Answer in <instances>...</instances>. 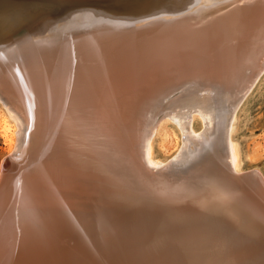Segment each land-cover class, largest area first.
Here are the masks:
<instances>
[{
	"label": "bare ground",
	"instance_id": "bare-ground-1",
	"mask_svg": "<svg viewBox=\"0 0 264 264\" xmlns=\"http://www.w3.org/2000/svg\"><path fill=\"white\" fill-rule=\"evenodd\" d=\"M114 1V8L130 9L129 11H133L132 13L136 17L133 19L132 15L130 17L123 15L124 19H132V21L124 24L122 20L114 17L112 13L116 14L115 12L108 13L99 7L92 6L89 2L90 5L87 4L86 8L85 6L84 8H77L81 9L78 12L81 13L82 11L84 16L90 15L88 18L93 20L90 21L92 23L89 21L88 24L84 21L82 23L69 22L66 19L67 17H64L66 19L65 23L59 20L58 23L62 22L61 24L64 27H71L60 29L63 26L58 24L60 28L56 26L58 30L56 28L57 31H54L53 34L49 32V37L46 33V36H44L42 32L43 29H49L48 27L43 28L47 23L39 25L40 27L36 26L38 28L28 26L24 28V31L22 30L23 33L19 36L20 38L18 37L20 40L17 39L15 45H11V48L0 49V62L2 64L8 61L11 66L12 64L13 67L18 66L15 79L19 83L18 85L15 84L17 86L13 91L15 100L11 97H9V100L18 103H14V105L19 107V110L22 109L21 114L28 121L26 123H28L32 132V136L29 138V141L30 139L32 141L31 151L35 153L34 158L40 155L39 162L36 161L37 164L33 162L36 164L34 170L32 169L33 171L29 166L28 169L24 168L27 169L26 171L19 172L25 177L23 183L25 184L24 193L26 194L22 198V206L19 204L8 206L6 209L7 223L0 224V264H115L110 262L113 250L121 252L120 255L114 256L119 263L125 262V260L130 262L132 260L123 251L127 248L121 244L123 243V237L127 236L125 235L126 232L130 233L132 238L136 234L135 237H141L142 239H144V236L146 239H163V236L167 239H169V236L178 237L182 246L184 245L183 242L189 240L188 237L198 239L197 236H202L205 238L206 231L208 234L210 227L208 228V225H206L207 221L202 222L199 219L197 211H186L185 214L181 211L182 202L186 203L184 201L186 196L183 194L186 192L182 190L184 181L169 182L168 187V184L164 182V177L161 178L162 176L156 175L155 171L153 172L154 168L150 170L144 168L146 163L144 165L143 163L145 161L150 166H156L160 162L153 160L151 141L162 123V121H157V126L151 128L150 132L146 131L143 128L146 120L144 109L150 99H154L151 96L156 95L164 88H167V91L172 89L168 86H174H170L174 83L173 80L177 79L178 85L179 80V83H181L186 76L188 77L194 73L200 81L203 78L209 79H207V83H204L210 86L208 93L213 94L211 92L214 91L211 89H214L215 92L220 90L226 95L230 94L232 98L229 102L230 106L231 108L232 106L237 108L238 102L248 90L246 87L253 83L251 79L253 78L255 82L258 78L256 70L260 67L251 72L248 80H245L246 76L244 77L241 74V69L245 62L249 64L257 61L258 63L262 59L260 52L264 47V44H262L264 41V26H262L264 24L262 10L264 6H261V2L257 5L253 4L254 6H248L250 5L248 3L246 6L242 3L243 0L242 4L238 3L239 0H223L219 4L207 5L208 3H206V6L200 0H183L177 4L180 11H184V13L181 18H176L174 16L177 13L171 10L172 7L166 2L167 0H124L123 4H120V0ZM38 2L41 1L38 0ZM252 2L254 3V1ZM207 6L210 9H207ZM146 9L151 11L146 12ZM168 9L170 10L168 11ZM189 9H194L192 11L201 12V14L197 15L196 18L195 15L190 14L192 11ZM88 11L92 15L95 11L97 15L86 14L89 13ZM74 12L77 11L74 10L72 13ZM143 14L145 18L149 16L152 18L149 17L147 23L137 22L139 16ZM157 15H166L165 19L168 20L160 19L156 21V18L153 19V17ZM95 16L96 19H94ZM73 17L76 18V16L71 17L69 15V19ZM157 17L159 18V16ZM83 18L79 19L82 21ZM73 28L76 31L81 29L83 32L71 34L72 32L69 31ZM165 35H169L165 38L166 40L173 37H175V40L178 39L174 45L176 49H173L178 55L169 64H166V58H163L166 55L163 56L160 50L163 42L160 39H153ZM259 38L260 40L256 41ZM170 42L171 40L168 45H171ZM251 43L253 44L252 47H250ZM5 44H2L3 47ZM151 49L153 51H148ZM133 51L136 52L135 54L138 53V58H135L139 62L137 68H135L136 65L130 63L129 59L133 55ZM140 53L146 54L150 58L149 62L146 61L148 62L147 66H141L140 62L144 59V56ZM262 55L264 57V54ZM6 65L8 64L6 63ZM256 66L258 67V65ZM218 67L224 71H222L224 74L221 73L220 69V71L214 69H218ZM3 78L7 79L6 77ZM9 79L11 81V78ZM189 79H191L190 76ZM3 81L5 83L9 82L8 79ZM9 84L10 82L7 86ZM194 84L196 85V83ZM9 87L8 89H10ZM201 87H199L200 90ZM6 89L7 87H5ZM164 92L166 91L164 90ZM205 94L207 95V93ZM203 97L207 96L203 95ZM204 103L206 102L204 101ZM211 104L210 102L209 105ZM203 105L206 106L207 104ZM230 106L228 105V107ZM205 110L215 111L214 108ZM165 112L168 113L169 111L165 110ZM176 112L178 114V111ZM200 113L202 112L200 111ZM206 114L209 117L206 118L208 122L206 120L207 125L205 126H207V129L204 140L215 138L214 135L218 137L221 130L220 133L223 135L226 132L227 140L224 139L223 141L221 137L220 142L225 143L227 163L232 170L240 171L236 144L231 139L230 134L227 133V125L229 132L232 131L233 119L228 122L229 117L227 118L226 114L225 116L222 115L223 117L212 112V116L210 113ZM206 114L203 116H206ZM177 117H179V114ZM54 125L62 127L65 134L63 139L58 134L61 131L54 128ZM147 125L149 124L147 123ZM3 129L7 132V127L4 126ZM6 132L4 133L6 134ZM148 132L149 140L146 141L147 148L144 152L141 143L143 144L146 140V133ZM182 132L184 133V131ZM187 138V146L192 143L194 146L195 142L197 143V140L191 135H188ZM8 142L10 143L9 155L13 157L14 161L16 153L12 152L13 136L10 137ZM139 144L140 148L138 147ZM24 149L22 147L23 152ZM186 149L184 150L185 153L189 150L187 147ZM100 159L104 160L103 165L108 168H106L107 171L101 170ZM156 162L158 163L156 164ZM16 164L18 163L14 164L15 168L17 167ZM15 168H12L10 172L11 176L9 178L12 179L10 185L15 184L19 179L16 174L18 172L15 173V176L12 175ZM29 169L33 173L32 178H30V175L28 176ZM0 170L2 172L1 166ZM6 173L7 171L5 172L4 169L1 180L4 179ZM43 186L50 188L44 189ZM117 193L121 195L119 196ZM200 195L202 196V193ZM36 196H39V198L36 199ZM193 196L192 199L199 202V199L195 195ZM103 197L106 200H103ZM125 198L134 199L133 203L136 205L130 206L127 209L128 211L122 209L120 211L117 209V202L119 199ZM139 198L141 200L136 203L135 199ZM128 201L130 202V200ZM131 202L129 205H131ZM104 204H108L107 207L111 212L108 214L109 218L107 217L106 225L114 234H117L114 237L113 234L110 235L106 231L110 237L104 240L107 247H109L105 251V256H102L105 259L100 258L101 255L95 256L94 253L87 252L90 249V240L88 241L86 238H83V241H85L83 244L76 240V245L73 246L74 248L70 247L71 249L68 246H66L68 248L63 246V242H60L61 245L59 244L60 235H66L75 228L77 230L78 226L80 227L83 214L86 216L89 210L92 211L93 206L98 205L100 208L99 205ZM124 205H127V203H124ZM116 210L117 212H115ZM158 214H161L162 218H159V222H162V224L156 223L153 221L154 219L149 220L153 215L158 218ZM88 224L90 225V222ZM81 225L83 224L81 223ZM87 227L89 228L88 225ZM103 227L104 225L98 229ZM92 230L89 229V232ZM99 232L101 233V229ZM49 233L54 240L46 237ZM85 233L88 236L87 232ZM101 235L100 237H102ZM159 235L163 236L160 237ZM113 239L116 241L114 245L112 244ZM62 240L64 241V239ZM87 241L88 244H86ZM129 241H126V243ZM172 243L173 245L178 244L175 241H172ZM148 244H152L151 241H148ZM192 246L197 248L194 243H192ZM223 256L225 260L222 264H233V260L229 255ZM213 258L210 264H216L217 261Z\"/></svg>",
	"mask_w": 264,
	"mask_h": 264
},
{
	"label": "rangeland",
	"instance_id": "rangeland-1",
	"mask_svg": "<svg viewBox=\"0 0 264 264\" xmlns=\"http://www.w3.org/2000/svg\"><path fill=\"white\" fill-rule=\"evenodd\" d=\"M39 1H41V2H38V0H0V6H1L0 7V42H1L0 43V46H1L0 49H3V48L5 49L6 47L11 48V45H13V44L15 45L16 41H18L17 39L20 38L19 36H21V33H23L24 28L28 27V26L30 28L31 27L38 28L36 26H39V25L41 26L42 24L47 23L43 28L48 27L49 29L48 30L43 29L42 32H43L44 36H46V34H47V36L49 37L51 32H52L51 34H53L54 31H57L58 28H60L58 24H61L63 21L65 23L66 19L69 20V22H76V23L81 22L82 23L84 21V23L87 22V24H88V21L89 22L93 21L91 18L90 19L88 18L90 15L84 16L82 11H81V13H79L80 11L78 12V10H81L79 8H84V6L86 8V5L89 2L92 6H95L97 8L99 7L100 9H102L103 11H106L108 13H112V11L115 12L116 14L112 13L114 15V17H117L119 20H122L123 21L122 23H124V24H126L129 21H132V19H124L123 15H125L126 17H127V15L129 17L132 15L131 17L133 19H134V17H136V15H134L132 13L133 11H129L130 9L129 10H126V9L122 10V7L114 8V6H113V2H115L114 0H72V1L62 0L63 2L60 0H46V1L39 0ZM123 1L124 0H122V1L120 0V2H121L120 4H123L122 3ZM182 1L183 0H181V1L180 0H174V1L173 0H167L166 1L169 5H171V7H172L171 10L177 13L176 16L171 14L172 16H174L176 18H179V17L181 18V15L184 13V11H180L178 4L181 3ZM221 1H223V0H220V1L219 0H200V2H202L205 6H206V3H208L207 5L219 4V3H221ZM230 1H232V0H230ZM252 1H254V3ZM252 1L249 0V2H248V0H243V2H242V0H239L238 3H240V4L243 3L245 5L249 3L250 5H248V6H254V5H257L258 3L260 4V2H261V6L262 5L264 6V1L262 2V0H252ZM90 4H88V5H90ZM30 7H31V9H30ZM77 7H79V8H77ZM163 7L167 8L166 6H163ZM206 8L210 9L209 6H207ZM152 9H153V7L151 8V10ZM72 10L77 11V12H74L75 15H73L74 13H72L73 12ZM151 10L146 9V12H149ZM169 10L170 9H168V11ZM189 10L192 11L194 9H189ZM262 10H263V14H264V8ZM119 11H121V12H119ZM66 12H68V13H66ZM77 13H78V15H77ZM12 14L13 15L17 14V15L14 17V20L10 24L6 25L4 20L5 19L8 20V18L11 17ZM86 14H91V12L86 13ZM190 14L193 16L195 15V17L197 18V15L201 14V12L196 13V11H192V13H190ZM203 14H205V12H203ZM69 15L71 17L76 16L77 19L75 17H73L74 19L73 18L69 19ZM94 15H97V12L93 11V15L91 14V16H94ZM157 16H159V18ZM157 16H154L153 19L156 18V21H159L160 19H165L166 15L165 16L164 15H157ZM64 17L65 18L67 17V18L65 19ZM81 17H84L82 19V21L79 19ZM149 17L145 18L144 14H143V15L139 16L137 22L145 23L147 20H149ZM47 18H48V20H46ZM56 18H57V20H56ZM96 18L97 17L95 16L94 19H96ZM150 18H152V17H150ZM49 19H51V20H49ZM58 20L62 21V22L58 23L59 22ZM165 20H168V19H165ZM43 21H45V22H43ZM133 21H135V20H133ZM90 23H92V22H90ZM61 26L64 27L63 24H61ZM262 26H264V24H262ZM63 27H61L60 29H67L68 27H71V26H68V27L66 26L64 28ZM258 27L260 28L261 26H258ZM56 28H57V30H56ZM34 32H35V30H34ZM69 32H72L71 34H77L78 32H83V31H81V29H80V31H76V29L73 28ZM259 40H260V38L256 41H259ZM4 41H6V42H4ZM8 41H10V43H8ZM11 41H13V43H11ZM3 43L4 44L7 43V44H5L6 46L4 45V47H3V45H2ZM252 43L254 44L253 40H252ZM252 43H251L250 47H252V45H253ZM262 44H264V41L262 42ZM262 49L263 50L260 52V57L262 56V59L260 58L261 60H259L258 63H257V61H256V63L251 62L249 64L245 62L243 64L244 67L242 65L243 70L241 69V74L244 75V77L246 76L245 80H248L251 72L255 71L256 68L258 69L259 67H260V69H258L256 71L258 72V75L259 74L260 75L259 76L257 75L258 78H257V80L255 79L256 80L255 82H254L253 78L251 79L254 84L251 83L248 85V87H246V88H248L247 92L243 95L241 100L238 102L239 104L238 105L235 104V105H237V108H236V106H234V107L232 106V108H231L229 102H231L232 98L230 97V94L226 95V94H224V92H221L220 90H218V91L216 90L218 92L217 93V92H215L214 89H211V90L214 91L215 93L211 92V90H210V92L213 93L215 96L213 94L208 93V91H209L208 88L210 86L205 85L204 83H207L209 79L208 78H203V79L201 78L202 80L200 81L199 78L197 79L195 73H194L195 75L194 74L189 75L191 79H189V76L185 77L187 79H185L183 77L184 79L182 78L183 80L181 81V83H179L180 82V80H179L178 85H177L178 80L175 79L176 82H175V80H173L172 82H174L176 84L172 83L170 86H172V85H174V86H172V87L168 86V88H172V89H168L169 92L167 91V88L166 89L164 88V90L166 92H164V90H162V91L158 92L156 95L151 96V97H154V99H150V101L147 103L148 105L144 109V112H145L144 117H146V120H145L146 124L144 123L143 128H145L146 131L150 132L151 128H153L154 126H157V124H158L157 121H159V122L162 121L161 125L159 126V128L155 132L153 139L151 141L152 142V156L154 158L153 160H155V161L157 160L160 162L159 163L156 162V164L158 163V165L155 164L156 166H154V165L150 166L145 160H143V161H145L143 163V165L146 163L144 165V168L146 170H150V169L154 168L153 172L155 171L154 173L156 175L158 174V176H162L161 178L164 177L163 178L165 180L164 182L168 184V187L170 185L169 182L174 183V182H180V181H184V182L188 183L187 186L189 188L196 187L197 189H199V187L200 188L203 187L206 178H208V174L206 172H204V170H206V165H207L208 161L211 159V156L210 155L207 156V154H206L207 153L206 148L208 146L206 144H208L211 140H215L216 138H218L216 140L217 142L221 141V137H222L223 141H224V139L227 138V134H225L226 132L223 135L220 133V132H222V130L220 132L218 130V132H219L218 137H216L214 135L215 138H211L210 140L207 139V141L204 140V136H205L204 134L206 133V129H207L206 128L207 126H205V125H207L206 120L209 117V116H207L206 113L211 114V112H212L213 114H217L218 116H222V115L225 116V114H226L227 118L229 117L228 122L233 119V127H232L231 133L229 132L228 125L227 124L226 125H227V131H228L227 133L230 134L231 139L236 144V148L238 151V157H239V166H238L239 170L243 171V170L254 169V170L260 171L262 173V175L264 176V71H263V69H264V66H263L264 57L262 55V54H264L263 53L264 47ZM6 63L8 65H6ZM6 63L4 62V64H2V63L0 64V75L3 77H6L8 79V81L10 82V84L7 86V84L9 82L5 83V81H3V80L7 81V79L0 76V79L3 78L2 80H0V97L4 98V100L0 99V163L10 153V149H9L10 143L8 142V140L10 139L11 136H13V149H12L13 151L12 152L16 153V156L14 158V161H15L14 164L16 162L18 163V164H16L17 167L15 169H17L18 167H20V168H18L17 170L14 169V171H13L14 174L12 172V175L15 176L17 174V177H19V174H20L19 172L22 170L26 171L29 166H30L29 168L31 170L32 169L34 170V168H35L34 166L40 160V155H39V157L36 156V158H34L35 153L34 152L32 153V151H31L32 150V148H31V142L32 141H31V139L29 141V138H31V136H32V132L29 129L28 123H26L28 121L23 117V114H21L22 109L19 110V107L14 105V103H16V102H13V100H15L13 91L19 83V81L17 79H15V76H17L16 73L18 72L17 71L18 66L13 67V64L11 66V64L8 63V61ZM252 63L254 64V66ZM9 64H10V66H9ZM246 64H247V66H246ZM256 65H258V67ZM248 67L250 69H254V70L250 71V69ZM214 69L217 71L221 70V68H219V67H218V69L217 68H214ZM222 71L223 70H221V73L224 72V71L223 72ZM9 78H11V81ZM196 79H197V81H196ZM199 81H200V83H199ZM2 83H4V84L2 85ZM194 83H196V85L198 87ZM15 84H17V85H15ZM10 85H12V86H10ZM13 86H15V87H13ZM5 87H7L6 90H5ZM8 87L12 90L13 95L11 94V90L8 89ZM199 87H201V90H203V91L206 90L207 92L201 91ZM8 90H9V92H7ZM197 91H200V92H197ZM197 93H199V94H197ZM205 93H207V95ZM159 94H161V95H159ZM200 95H201V98L203 97V95H205L207 97H205V98L203 97L204 98V100H203V98L202 99L200 98ZM208 95H210V96L212 95L213 97L212 96L210 97ZM218 96H219V98H218ZM9 97H11L13 100L10 101ZM190 97H193V98H190ZM211 98H213V99H211ZM206 99H208V100H206ZM204 101L206 103H204ZM207 101H210L212 104L209 105L210 102H207ZM196 103L199 104L201 109L199 106H197ZM201 103H203L205 105L207 104V105L204 106ZM16 104H18V103H16ZM214 104L217 106H215ZM228 105L230 107H228ZM151 106H152V108H151ZM203 107H206V108L203 109ZM211 107L214 108L216 112L209 110V109H212ZM233 108H235V109H233ZM171 109H172V111H171ZM174 109L176 111H178L179 117H177L178 114ZM193 109H195V110H193ZM205 109H207L209 111H206ZM165 110L169 111L168 112L169 114L167 112H165ZM186 110H188V111L190 110L191 112L189 111L190 112L189 113ZM174 111H175V113H174ZM179 111L183 112L185 116L182 115L183 113H181V112H180L181 113L180 114ZM200 111L202 113H200ZM217 111L219 112V114ZM173 114H174V116H173ZM186 114H188V115H186ZM204 114H206V116H203ZM213 114H211V116ZM147 117H148V119H147ZM176 117H177V119H176ZM23 119H25V120H23ZM188 119H190L189 120L190 122L188 121ZM207 122H208V120H207ZM147 123L149 125H147ZM16 125H18V126H16ZM4 126L7 127V129H6L7 132L3 129ZM180 126L181 127L183 126L182 127L183 129ZM53 127L58 128L62 132V134H61V132H58V134L61 135V138L63 139V136L65 137V134L62 131V127L58 126V125H54ZM188 130H191V131H188ZM203 130H204V132H203ZM182 131H184V133ZM4 132H6V134ZM149 132L146 133L147 138L145 137L146 140L143 143L144 145L141 143L142 149H144V152L146 151V148H147V142L146 141L149 140V137H148ZM185 132H187V133H185ZM188 133H190V134H188ZM194 134L196 137L193 136ZM186 135L187 136L191 135L193 138H195L197 140V143L195 142L194 146H193V143L189 144L187 146L186 143H188V142L186 141V139H188L189 137L187 138ZM202 140H203V142H202ZM45 143L48 145L47 142H45ZM24 145H26V146H24ZM139 146H140V144L138 145V147ZM20 147H21V149H20ZM22 147H23V149L25 147L24 152L22 151ZM186 147L189 150H188V152L186 151V153H185L184 150H187ZM144 152L142 150L143 156H144ZM179 152H180V155H182L181 157L179 155ZM226 152H227V149L225 150V154H224L226 162H227ZM20 153H22V154L19 155ZM186 154H187V156H186ZM31 160H33V161H31ZM186 160H188V161L186 162ZM36 161H37V163H36ZM99 161H100L99 163L101 165V170L107 171L106 170L107 167H104V165H103L104 160L100 159ZM33 162H35L36 164H34ZM165 162H168V163H165ZM27 164H28V166H27ZM0 166H1V164H0ZM161 166H166V167H161ZM1 168H2V166H1ZM24 168H27V169H24ZM30 169L28 170V172H29L28 176L30 175V178H32V176H33L32 171L33 170L31 171ZM3 170H4V168H3ZM16 172H18V173H16ZM2 175H3V171L0 172V178ZM37 186H39V185H37ZM43 187H45L44 189L50 188V187L46 188V186H43ZM43 187H42V189H43ZM110 194H112V193H110ZM118 195L120 196L121 194H118ZM119 196H117V197H119ZM38 198H39V196H36V199H38ZM103 200H106V199L103 197ZM117 204H118L117 209L121 211V208L119 207L121 202L118 201ZM40 206L44 207L43 205H40ZM99 206H100V208L98 207V205L93 206L92 211L89 210L88 213H86L87 214L86 216H85V214H83V218L80 220V227L79 226H78L79 228L77 227V230H79L78 232L75 228V230L71 231L70 233H66V235L65 234L60 235L59 244L61 245V243L63 242L62 243L63 246H65V247L68 246L69 249H71V248H74L73 246H75L76 243L79 241L83 244V242H85V241H83V238H86V240H88V241L90 240V245H89L90 247L88 246L90 249L87 250V252L94 253L95 256L101 255V256H99L100 258H102V256H105V253H106L105 251H106V249H109V247H107V244L105 243L104 240L110 237V236H108V234H110V235L113 234L114 237L117 234H114L110 229H108V226L106 225V220H108V218H109L108 214L111 213L109 208L107 207L108 204L102 205L104 208L101 205H99ZM182 206L183 207L181 208V211H183L182 212L183 214H185V212L187 211V207H191V206H187V204L182 205ZM194 208L198 209L197 207H194ZM115 212H117V210ZM155 216L156 215H153V217H150L149 220L154 219L153 221H155L156 223L162 224V222H159V218H162L161 214H158V218H157V216L156 217ZM86 218H87V220H86ZM83 219L85 221H89L90 225L88 224L89 222L86 223ZM138 220L140 221V219H138ZM143 220H145V219H143ZM81 223L83 225H81ZM87 225L89 226V228L88 227L86 228ZM103 225H104V227L100 228V229H101V233H103V232L104 233L101 235V233L99 232L100 229H98V228L103 226ZM75 226H77V225L75 224ZM83 228H84V230H83ZM89 229H91V230L93 229V230L89 232ZM86 230H88V231H86ZM106 231H107V233L108 232L109 233L107 234ZM74 232H75V234H74ZM85 232H87L88 236H86ZM92 232H94L95 234ZM80 234H82V235H80ZM89 234H90V236H89ZM75 235H77V236H75ZM91 235H92V237H91ZM100 235L102 237H100ZM125 235H127V236L123 237V241L121 239V241L123 242L121 244L125 245L127 250H123V251L126 252V256H128L130 260H135L136 264H143L142 262H144V264H210L213 257L217 261L216 264H222L223 261L225 260L223 255L221 256L219 253L217 255L214 254V251L210 248V245L207 244V242L204 240L205 238L202 236H197L199 240L195 237H188L189 240H186L185 242L182 241L184 244L182 246V244L178 240L179 238L178 237L173 238V236H169L168 237L169 239H167V237L164 238L163 235H162L163 237L159 235L163 239H160V238L159 239H157V238L156 239H150V238L146 239L144 236L143 237L144 239H142L141 237H135L137 235L133 234L134 235L133 238H135V239H133L132 235H130V233L126 232ZM97 236H99V237H97ZM203 236H205V235H203ZM75 238H77V239H75ZM62 239H64V241ZM130 239H131V241H129ZM76 240H77V242H76ZM88 241L86 242V244H88ZM126 241H129V242L126 243ZM148 241H151L152 244H148ZM172 241H175L178 244L173 245ZM188 241H189L190 247L188 246ZM169 243H171L172 245ZM192 243L197 245L196 246L197 248L192 246ZM112 244L113 245L116 244V241L114 240V242H112ZM167 244H169V245H167ZM68 247H66V248H68ZM111 253L115 254V251L113 250ZM218 255H220V256H218ZM113 256H112V260L110 262L111 263L114 262L115 264H117V263L119 264L118 260L116 258H113ZM215 256H217L218 258ZM102 259H105V258H102Z\"/></svg>",
	"mask_w": 264,
	"mask_h": 264
},
{
	"label": "water",
	"instance_id": "water-1",
	"mask_svg": "<svg viewBox=\"0 0 264 264\" xmlns=\"http://www.w3.org/2000/svg\"><path fill=\"white\" fill-rule=\"evenodd\" d=\"M17 14L4 20L5 24H10ZM164 37H155L153 39H160L163 44L160 50L163 56L166 55V64H169L176 59V54L173 49L178 39L170 38L171 45H168L170 40ZM174 42H173V41ZM158 41V42H160ZM147 50V49H146ZM148 51H153L148 50ZM148 53L147 51H142ZM133 51V55L129 58L130 63L136 65L138 63L135 58H138V53ZM142 54V53H140ZM137 55V56H135ZM140 62L141 66H147L150 61L146 54ZM125 61V56H124ZM123 61V62H124ZM148 61V62H146ZM3 99V97H0ZM5 102V101H4ZM207 156L211 159L206 165V172L208 178L204 182V186L197 189L196 187L189 188L188 183H183V193L186 197L182 205L191 206L187 207V212L197 211L199 219L202 222L207 221L206 225L210 227L208 234L206 231L205 241L214 254L229 255L232 258L233 264H264V177L260 171L249 169L243 171H235L228 165L225 159V143L211 140L206 148ZM13 157L8 155L1 161L2 171L6 169L7 173L4 179L0 178V224L7 223L6 209L8 206L15 204L23 205L22 198L25 196L23 183L25 177L20 173L18 181L10 185V176L12 168H15ZM11 186V187H9ZM181 186V184H180ZM131 193V192H130ZM202 193V196L200 195ZM195 195L198 199H192ZM131 205H129V201ZM141 199H135L138 203ZM194 200V201H193ZM121 202L120 208L128 211L127 209L134 205V199H119ZM127 203V205H124ZM133 203V204H132ZM197 207L198 209L194 208ZM198 219V220H199ZM211 232V233H210ZM51 240H54L48 236ZM217 251V252H216ZM115 251V255H120ZM71 254V253H70ZM126 254V253H125ZM218 255V256H220ZM113 256V258H115ZM127 261V260H125ZM133 264L136 261L132 260ZM131 262H121L119 264H132ZM144 264V262H142ZM159 263V262H158ZM65 264V263H63ZM118 264V263H117Z\"/></svg>",
	"mask_w": 264,
	"mask_h": 264
}]
</instances>
